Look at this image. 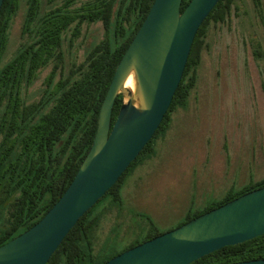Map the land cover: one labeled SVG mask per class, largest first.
<instances>
[{"label":"trees","instance_id":"obj_1","mask_svg":"<svg viewBox=\"0 0 264 264\" xmlns=\"http://www.w3.org/2000/svg\"><path fill=\"white\" fill-rule=\"evenodd\" d=\"M153 1L47 0L44 5L43 0H26L21 29L24 42L12 58L3 63L11 23L22 2L3 0L0 10V246L40 221L58 201L61 186L64 192L74 179L92 145L98 113L114 71ZM190 1L182 0L181 12ZM252 1L256 7L261 4V0ZM234 2L219 0L202 22L163 120L151 140L104 196L109 194L116 201L120 200L129 169L141 154L153 150L152 140L167 129L172 113L184 107L197 83L209 26L223 23ZM94 23L102 24L103 39L88 51L83 62L73 65L55 81L64 62L65 38L74 42L83 24ZM50 65L52 70L45 79L42 96L27 104L24 90ZM121 105L119 95L112 108L111 124ZM261 187H264V178L250 181L238 191L230 189L221 201L193 216L187 214L185 222ZM93 207L68 232L46 264H103L112 258L99 261L94 253L91 234L99 218L92 215ZM157 235L160 233H154L149 239ZM259 259H264V234L223 247L190 264H234Z\"/></svg>","mask_w":264,"mask_h":264},{"label":"rangeland","instance_id":"obj_2","mask_svg":"<svg viewBox=\"0 0 264 264\" xmlns=\"http://www.w3.org/2000/svg\"><path fill=\"white\" fill-rule=\"evenodd\" d=\"M26 10L22 0L3 63L24 42ZM103 37L101 23L83 24L72 43L66 37L55 81L83 62ZM206 42L196 86L184 107L172 113L167 129L152 140L153 150L129 169L120 200L108 194L92 209L99 218L91 234L99 261L154 233L176 229L186 223L187 214L221 201L230 189L264 178V0L259 7L252 0H235L226 20L209 26ZM51 70L52 65L41 70L24 90L27 104L40 99Z\"/></svg>","mask_w":264,"mask_h":264},{"label":"water","instance_id":"obj_3","mask_svg":"<svg viewBox=\"0 0 264 264\" xmlns=\"http://www.w3.org/2000/svg\"><path fill=\"white\" fill-rule=\"evenodd\" d=\"M219 0H154L118 63L90 149L58 201L27 231L0 246V264H46L78 220L117 182L167 112L197 30ZM3 0H0V10ZM130 81V86L127 82ZM122 105L113 124L112 108ZM264 234V187L157 235L103 264H190ZM234 264H264V259Z\"/></svg>","mask_w":264,"mask_h":264},{"label":"bare ground","instance_id":"obj_4","mask_svg":"<svg viewBox=\"0 0 264 264\" xmlns=\"http://www.w3.org/2000/svg\"><path fill=\"white\" fill-rule=\"evenodd\" d=\"M127 85L130 86V81L127 82Z\"/></svg>","mask_w":264,"mask_h":264}]
</instances>
